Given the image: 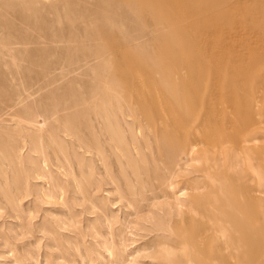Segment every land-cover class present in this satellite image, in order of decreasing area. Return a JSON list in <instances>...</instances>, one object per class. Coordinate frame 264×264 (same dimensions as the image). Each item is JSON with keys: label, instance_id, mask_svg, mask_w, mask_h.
<instances>
[{"label": "rangeland", "instance_id": "rangeland-1", "mask_svg": "<svg viewBox=\"0 0 264 264\" xmlns=\"http://www.w3.org/2000/svg\"><path fill=\"white\" fill-rule=\"evenodd\" d=\"M114 263L264 264V0H0V264Z\"/></svg>", "mask_w": 264, "mask_h": 264}, {"label": "bare ground", "instance_id": "bare-ground-1", "mask_svg": "<svg viewBox=\"0 0 264 264\" xmlns=\"http://www.w3.org/2000/svg\"><path fill=\"white\" fill-rule=\"evenodd\" d=\"M203 55V54H202ZM204 57V56H203ZM204 59V58H203ZM134 74H136V73H134ZM138 75V74H137ZM139 77V76H138ZM144 87V86H143ZM145 88V87H144ZM143 90V89H142ZM139 93V92H138ZM141 94V93H140ZM148 95H149V91H148ZM151 95V94H150ZM153 95V94H152ZM139 97V96H138ZM139 99H140V97H139ZM138 99V100H139ZM143 98H141L139 101H141ZM152 99L151 98H149V96L147 97V101L148 102H150ZM151 103V102H150ZM154 106V105H153ZM161 106V105H160ZM158 108V107H157ZM161 109V108H160ZM153 110H155V109H153ZM157 110V109H156ZM199 111V110H198ZM161 112H163V111H161ZM198 112H196V114H197ZM161 114H163V113H161ZM159 112H157V111H155V115L157 116V118L159 119V125H161L162 127H165V123H164V119H163V116L161 115ZM195 114V115H196ZM164 115V114H163ZM207 111L204 109V110H202V113H200V114H198L197 115V117L193 120L192 119V122L190 123V129H192V133L189 135V137H188V145H189V148H190V150L191 151H193V150H196V148H197V146L198 145H201V144H199L198 143V138H197V134H198V132L197 131H199V129L200 128H205V127H208V126H211V125H213L214 126V124H216V121L214 120V122H211L208 118H207ZM221 115V114H220ZM219 116V115H218ZM214 117V116H213ZM219 117H221V116H219ZM164 118H165V116H164ZM167 119L169 118V117H166ZM175 118V117H174ZM176 119V118H175ZM219 119H223V118H219ZM150 120V119H149ZM154 120V119H153ZM177 120V119H176ZM187 120H188V118H187ZM189 121V120H188ZM219 121V120H218ZM153 122V121H152ZM174 122V121H173ZM220 124H221V121L219 122ZM158 124V123H157ZM170 124V123H169ZM174 124V123H173ZM177 124V123H176ZM171 125V124H170ZM217 125V124H216ZM215 125V126H216ZM177 126V125H176ZM189 126V125H188ZM220 126V125H219ZM175 127V126H174ZM216 129L218 128V126L217 127H215ZM210 129V128H209ZM219 130H220V128H218ZM172 131V130H171ZM224 131V130H223ZM162 132V131H161ZM179 132H181V131H179ZM200 133V132H199ZM233 133V132H232ZM231 134V133H230ZM214 135V134H213ZM212 135V136H213ZM229 134H227V136H228ZM211 136V135H210ZM202 137V136H201ZM232 137H234V136H232ZM204 140H207V142H205V143H210V144H212V143H215V142H220V141H224V140H226L227 139V137H226V135L225 134H223L222 132H218V135H216V137H214V138H211V137H209V136H207V138L206 137H202ZM206 138V139H205ZM199 139H200V136H199ZM176 140H178V138L176 139ZM180 140V139H179ZM201 140V139H200ZM237 140V139H236ZM173 141V140H172ZM175 142V141H174ZM231 142H232V140H231ZM240 142V141H239ZM226 143V142H225ZM233 143V142H232ZM235 143V142H234ZM183 144V143H182ZM187 144V143H186ZM210 144H207V145H210ZM241 144L243 145L244 143H242L241 142ZM240 144V145H241ZM183 145H185V144H183ZM182 145V147H184ZM213 145V144H212ZM176 146V145H175ZM203 146V145H202ZM188 147V146H187ZM205 147V146H204ZM237 147L238 148H240L239 147V145H237ZM177 148H178V144H177ZM183 149V148H182ZM185 149V148H184ZM135 150V149H134ZM238 150V149H237ZM183 151V150H182ZM239 151V150H238ZM240 152V151H239ZM117 154H118V152H117ZM191 155V154H190ZM122 159V158H121ZM44 167H45V165H44ZM174 167V166H173ZM172 167V168H173ZM175 167H177L176 166V164H175ZM174 170V169H173ZM172 171V170H171ZM170 171V172H171ZM177 171H179L178 169H176V171L175 172H177ZM174 174V173H173ZM174 176V175H173ZM180 177V176H179ZM172 178V177H171ZM172 183V182H171ZM174 184H175V182H174ZM173 184V185H174ZM177 184V183H176ZM176 199H178V198H176ZM199 215V214H198ZM200 216V215H199ZM211 231V230H210ZM209 232V231H208ZM205 233V232H204ZM211 234V233H210ZM205 236V235H204ZM203 236V237H204ZM205 239V238H204ZM117 257V256H116ZM115 257V258H116ZM139 258V257H138ZM228 260V259H227ZM115 261V260H114ZM134 261V260H133ZM111 262V261H110ZM115 264V263H114ZM133 264V263H132ZM226 264V263H225Z\"/></svg>", "mask_w": 264, "mask_h": 264}]
</instances>
